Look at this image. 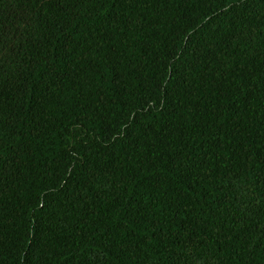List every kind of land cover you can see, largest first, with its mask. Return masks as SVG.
<instances>
[{"label": "trees", "instance_id": "obj_1", "mask_svg": "<svg viewBox=\"0 0 264 264\" xmlns=\"http://www.w3.org/2000/svg\"><path fill=\"white\" fill-rule=\"evenodd\" d=\"M0 264H264V0H0Z\"/></svg>", "mask_w": 264, "mask_h": 264}]
</instances>
